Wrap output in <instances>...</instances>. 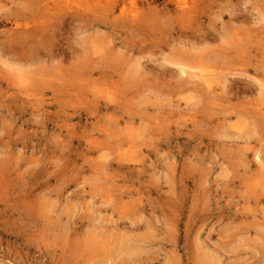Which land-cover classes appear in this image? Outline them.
<instances>
[{
  "label": "rangeland",
  "instance_id": "374dc122",
  "mask_svg": "<svg viewBox=\"0 0 264 264\" xmlns=\"http://www.w3.org/2000/svg\"><path fill=\"white\" fill-rule=\"evenodd\" d=\"M133 1L0 0V264H264V0Z\"/></svg>",
  "mask_w": 264,
  "mask_h": 264
},
{
  "label": "bare ground",
  "instance_id": "6f19581e",
  "mask_svg": "<svg viewBox=\"0 0 264 264\" xmlns=\"http://www.w3.org/2000/svg\"><path fill=\"white\" fill-rule=\"evenodd\" d=\"M55 2L56 1H65V3L64 4H66V3H68V4H72V3H76V4H78V5H80V6H84L85 5V1H87V0H54ZM91 1V0H90ZM96 1V0H95ZM122 1V0H121ZM126 1V2H125ZM148 1V0H147ZM146 1V2H147ZM189 1V0H188ZM101 2V1H100ZM104 2V1H103ZM124 5L120 8V12H121V14H124V13H126V12H128V13H137L138 12V8H137V5H136V2L135 1H130V2H127V0H124ZM168 2V1H167ZM172 2V1H171ZM60 3V2H59ZM63 3V2H62ZM89 3H92V2H89ZM169 3V2H168ZM184 2H182L181 0H178V4H179V6H181L182 7V9L181 10H185V13H187L188 12V10L189 9H191V10H193L194 8H193V5H192V3H190V2H188V6H187V3H185V4H183ZM93 4H95V3H93ZM97 4V3H96ZM95 4V5H96ZM149 4V3H148ZM63 5V4H62ZM92 5V4H91ZM90 5V6H91ZM151 5V4H150ZM71 6V5H70ZM74 6V5H73ZM86 6V5H85ZM97 6V5H96ZM62 7V6H61ZM69 7V6H68ZM76 7V6H75ZM92 7V6H91ZM90 7V8H91ZM63 8V7H62ZM86 8V7H85ZM196 8H197V6H196ZM195 8V9H196ZM61 9V8H60ZM199 9V8H198ZM67 10V9H66ZM78 10V9H77ZM83 10V9H82ZM180 10V9H179ZM79 12V11H78ZM99 13H101V12H99ZM106 13V12H105ZM195 13H196V11H195ZM85 14H87V13H85ZM90 14V13H89ZM104 15V14H103ZM107 15V14H106ZM101 16V15H100ZM105 16V15H104ZM181 64H180V66H181V71L182 72H187L186 70V67H182V66H186V64H184L182 61L180 62ZM191 73V72H190ZM210 74V73H209ZM208 74V75H209ZM194 76H195V74H194ZM261 156V155H260Z\"/></svg>",
  "mask_w": 264,
  "mask_h": 264
}]
</instances>
